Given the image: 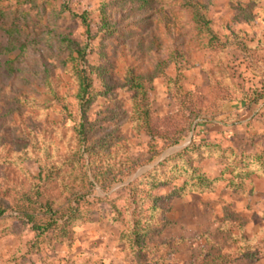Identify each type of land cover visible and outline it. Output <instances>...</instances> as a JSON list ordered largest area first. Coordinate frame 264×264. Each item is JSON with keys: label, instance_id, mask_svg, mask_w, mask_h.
<instances>
[{"label": "rangeland", "instance_id": "obj_1", "mask_svg": "<svg viewBox=\"0 0 264 264\" xmlns=\"http://www.w3.org/2000/svg\"><path fill=\"white\" fill-rule=\"evenodd\" d=\"M251 1L0 0V206L28 196L38 215L78 194L80 205L102 200L63 243L48 232L37 250L32 225L10 223L0 264H135L110 208H125L130 182L191 142L225 149L222 161L189 158L227 181L240 154L264 149V0ZM144 113L159 126L154 140ZM227 181L161 205L151 264H264V176Z\"/></svg>", "mask_w": 264, "mask_h": 264}, {"label": "trees", "instance_id": "obj_2", "mask_svg": "<svg viewBox=\"0 0 264 264\" xmlns=\"http://www.w3.org/2000/svg\"><path fill=\"white\" fill-rule=\"evenodd\" d=\"M260 0H252V3H258ZM249 15H246V18ZM82 18V17H80ZM82 22L84 20L82 19ZM84 50H77L76 53H83ZM87 80L82 77V85L84 86L82 96L88 92ZM148 114L144 113V122L142 127L146 130L150 129L151 139L154 140L156 134H158V127L153 129L152 122L148 118ZM186 121V120H185ZM187 124V125H186ZM191 123L185 122L183 128L173 135L174 137H167L165 139V146L162 150L177 145L183 138V134L186 132V127L190 126ZM166 136V135H165ZM225 149L221 148L218 144H205L198 143L195 145L191 142L181 152L174 155H170L164 158L151 170L144 172L136 179H134L125 188V195L122 199L126 200L125 208H115L111 205V210L114 211L116 217L114 221L122 223L125 230L121 233L118 243L126 248L127 256L132 258L135 264H151L149 256L154 253V249L147 246L148 240L152 239L156 234L159 233L157 229V219L161 214V205L164 202L170 201L175 197H184L190 192H204L211 189L216 183L220 181H227L225 174L222 172L218 178L209 179L204 174H200L198 170L192 166L191 160L194 157L189 156L192 153L197 152V157H206L210 159H218L220 161L226 158L227 153ZM233 163L229 164L230 167L234 166L235 158L238 155L233 153ZM158 153L152 154L142 163L136 162L132 169L127 170L126 176L134 173V169H138L140 166H145L153 162ZM242 167L240 171L234 174V177L239 181H242L246 177H250L251 174H256L258 177L264 176V149L260 152L255 151L249 155L239 156ZM234 170L237 168L233 167ZM248 168V172L247 169ZM180 174L183 181L180 185L172 186V188L163 195H155L157 189L167 186L168 182H172L176 178V175ZM231 174L229 173L228 176ZM110 176V175H109ZM167 177V181H163ZM231 177V176H230ZM233 177V179H234ZM232 181H227L232 184ZM97 183L102 186V182L97 179ZM230 180V178H229ZM108 185L116 182V176L112 175L111 179H108ZM89 185H91L89 183ZM235 186V185H234ZM105 188V187H103ZM84 199V195L78 194L72 200H67L58 209H53L48 203L42 206L41 213L38 215L34 214L33 206L28 196H22L18 200L21 201L20 205H17L18 200L8 208L0 206V239L6 235L12 233L10 223L22 222L23 224H31L30 231L33 233V240L29 242V245L33 250H37L42 245H50V240L47 239L48 232L58 231L53 239L59 243H63L65 240L66 232L65 229L70 224H76L81 220H85L86 216L96 211V206L101 199H95L91 201L85 200L82 205L81 201ZM130 200L135 205L132 209L130 208ZM11 210L16 213V217H6L7 210ZM61 222V224H59ZM50 247V246H49Z\"/></svg>", "mask_w": 264, "mask_h": 264}]
</instances>
